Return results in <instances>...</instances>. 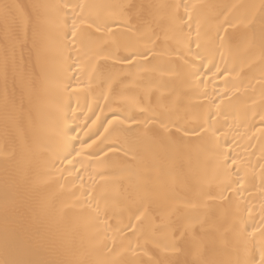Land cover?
I'll return each mask as SVG.
<instances>
[{
  "label": "bare ground",
  "instance_id": "bare-ground-1",
  "mask_svg": "<svg viewBox=\"0 0 264 264\" xmlns=\"http://www.w3.org/2000/svg\"><path fill=\"white\" fill-rule=\"evenodd\" d=\"M77 14L102 28L78 22L90 58L66 47ZM261 249L264 0H0V261L259 264Z\"/></svg>",
  "mask_w": 264,
  "mask_h": 264
},
{
  "label": "snow or ice",
  "instance_id": "snow-or-ice-1",
  "mask_svg": "<svg viewBox=\"0 0 264 264\" xmlns=\"http://www.w3.org/2000/svg\"><path fill=\"white\" fill-rule=\"evenodd\" d=\"M9 6L8 5H4L5 10H7ZM132 7V6H129ZM187 6H185L186 8ZM68 19H71V25H68ZM78 22L79 24H87L88 28H93L95 27V30L97 32L102 31L101 25L96 21V20H85V19H81L79 14L75 15V16H70L67 17V19L65 20V31H64V39L66 41V47L70 45V47H68V52L71 54L73 51L76 52L77 56L83 55L85 58H90L92 55H94V51L91 47V45H84L83 47H81L80 45H78L77 41H83V38L85 37V35H91L90 33H86L85 30H80L77 31L78 28ZM104 27H107V22H104L103 24ZM110 30V29H109ZM217 35H219V33H217ZM221 40L224 39V37H220ZM133 57L135 56V54H132ZM142 55V54H141ZM127 59V58H125ZM5 63H7V59L5 60ZM111 123V121H110ZM89 145H84L82 143V147H88ZM228 157L225 156L224 159V166L226 169H229L228 171V175L229 177H235V179H230V183H229V190H232V185H236L235 187V192L237 193H242L245 188H244V177L241 175L239 169H236L235 171H231L230 168L232 166L236 165V160H232V165L230 166L228 164ZM251 211V210H249ZM137 219H139V217H137ZM243 231H247V227L245 226L243 228ZM0 264H21V262L19 261H0ZM252 264H256L255 260L253 259ZM259 264H264V249H261V258L259 260Z\"/></svg>",
  "mask_w": 264,
  "mask_h": 264
}]
</instances>
